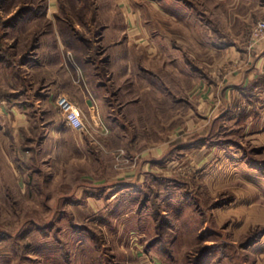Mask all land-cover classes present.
Returning <instances> with one entry per match:
<instances>
[{
  "label": "rangeland",
  "instance_id": "1",
  "mask_svg": "<svg viewBox=\"0 0 264 264\" xmlns=\"http://www.w3.org/2000/svg\"><path fill=\"white\" fill-rule=\"evenodd\" d=\"M186 1L203 42L246 51L244 63L228 60L223 74L235 70L242 79L250 71L239 65L260 64L244 100L239 91L224 115L197 113L206 87L180 48L160 73L164 85L137 86L138 121L126 112L127 99L111 94L114 86L103 92L96 111L113 134L72 129L55 102L41 115L54 120L45 134L29 116L30 133L0 107V264H141L138 254L153 249L166 264H264V36H254L264 0ZM79 5L86 8L80 0L53 9L48 0H0V101L28 102L50 84L21 64L49 33L83 34L89 57L106 67L95 52L100 26L86 22L92 14L78 13ZM145 11L148 33H177L169 16ZM204 25L213 38L205 39ZM60 67L48 74L59 79Z\"/></svg>",
  "mask_w": 264,
  "mask_h": 264
},
{
  "label": "crops",
  "instance_id": "2",
  "mask_svg": "<svg viewBox=\"0 0 264 264\" xmlns=\"http://www.w3.org/2000/svg\"><path fill=\"white\" fill-rule=\"evenodd\" d=\"M72 1L74 0H48V5L51 9L52 6H57V3L63 2L71 7ZM80 4L86 8L83 10L79 5L76 8L78 13L88 9L86 12L89 15L92 14L90 20L85 21L90 25L92 23L94 26H100L99 31L97 30L100 47H96L98 51L95 49V52L99 56L100 63L106 67H98L93 58L89 57L92 50L81 33H49L53 38L52 41H49V37H47L49 34L46 33L47 36L39 38V43L36 42L34 45L32 43L31 50H37L35 55L25 58L21 64L28 65L33 74L40 73L42 83L51 79L49 80L50 84H47L46 89L39 87L28 102L17 101V97L0 101V107L19 118L22 130L27 128L26 130L32 133L33 131L30 127H26V124L29 116L31 119L38 117L40 124L34 125L32 128L35 127L36 131L39 130L41 135L45 134L46 126L53 124L54 120L50 119L44 123L41 115L48 117L51 110L46 107L55 102L65 111L66 103L78 106L85 116L87 131L93 132L107 128L111 134L115 133L116 129L107 125L102 120L100 112L96 111V107L103 106L102 101L106 96V94L103 95V92L109 93L108 86H114L111 94L117 95L116 100H118V95L124 96L127 99L125 104L123 103V106L126 105V112H129V115L130 112L133 113L131 116L138 121L141 115H139L138 109L140 101L137 86L144 85L148 90L149 86H157L158 82L164 85L165 78L160 76L161 74L165 75V69L169 68L166 65L167 57L174 56L172 60H175L177 58L176 51H179L180 48L181 50L185 48L189 52L186 61L192 67L193 72H198L203 77L205 93L201 95L200 104L195 107V110L197 113H203L202 117L204 115L206 119H210L213 115V118L218 114V117L224 115L236 94L239 91L243 93L247 81L259 76L255 73L259 71L260 64L251 63V61L248 63L253 66H238L242 70L246 71L248 68L250 71H247V76L242 74V79H240V72L235 70L223 74L219 68L225 67L228 60L238 62L242 58L238 64L244 63L246 51L241 52L236 49L234 44L221 42L217 46H213V43H208L207 40L203 42L202 34L198 33L197 18L186 0H80ZM148 7L151 10H156L159 17L169 16L177 22V33H148V29L145 28L149 18V13L145 9ZM54 13L55 18L59 20L56 10ZM117 21L120 26L117 25ZM202 28L206 30L205 39L213 38L211 29V33H208V27L204 25ZM171 37H173V41ZM51 43H53L54 49L52 54L49 49L46 50L47 45ZM193 49L198 50L196 52L204 58L198 60L193 54L194 51H191ZM49 52L50 55H48ZM111 53L112 55H110ZM214 54L220 55L216 58L215 64L213 62ZM199 62L200 67L197 65ZM56 66L57 68L61 66L60 68L63 69L61 77L57 80L51 73L48 74L51 70H56ZM102 71H108V82L104 81ZM44 72H46V77H42ZM241 99L244 100V93ZM12 100L14 101L12 102ZM43 104L44 109L42 110ZM36 111L41 112L40 116ZM0 113H2L1 108ZM208 126L205 123L202 129ZM47 134L48 132H46ZM155 253L156 251L153 249L138 254L140 263L166 264L161 262Z\"/></svg>",
  "mask_w": 264,
  "mask_h": 264
},
{
  "label": "built area",
  "instance_id": "3",
  "mask_svg": "<svg viewBox=\"0 0 264 264\" xmlns=\"http://www.w3.org/2000/svg\"><path fill=\"white\" fill-rule=\"evenodd\" d=\"M255 37L262 38L264 36V22L257 25ZM65 119L69 127L77 131H84L86 129V120L81 109L74 105L66 103Z\"/></svg>",
  "mask_w": 264,
  "mask_h": 264
},
{
  "label": "trees",
  "instance_id": "4",
  "mask_svg": "<svg viewBox=\"0 0 264 264\" xmlns=\"http://www.w3.org/2000/svg\"><path fill=\"white\" fill-rule=\"evenodd\" d=\"M25 11L29 12L30 10H25Z\"/></svg>",
  "mask_w": 264,
  "mask_h": 264
}]
</instances>
